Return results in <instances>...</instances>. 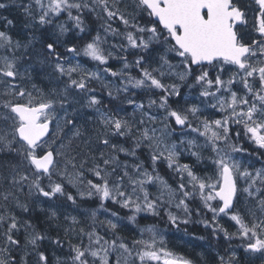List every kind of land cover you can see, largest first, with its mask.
Returning a JSON list of instances; mask_svg holds the SVG:
<instances>
[{
	"label": "snow or ice",
	"instance_id": "6c2138e0",
	"mask_svg": "<svg viewBox=\"0 0 264 264\" xmlns=\"http://www.w3.org/2000/svg\"><path fill=\"white\" fill-rule=\"evenodd\" d=\"M10 8L0 264H49L45 241L67 246L53 264H197L141 213L185 236L202 224L210 248L222 235L218 264H264V0H0Z\"/></svg>",
	"mask_w": 264,
	"mask_h": 264
},
{
	"label": "trees",
	"instance_id": "16d2710c",
	"mask_svg": "<svg viewBox=\"0 0 264 264\" xmlns=\"http://www.w3.org/2000/svg\"><path fill=\"white\" fill-rule=\"evenodd\" d=\"M0 16H8V18L14 19L17 26H19V21L21 18L18 16V14L14 8H10L8 10H0ZM129 58L132 59L133 57L130 56ZM116 64L117 63L112 62L110 64V66L114 67ZM88 66L93 67L92 64H89ZM184 92H186L185 89H184ZM160 172L163 175H165V177H167V169L164 165H160ZM108 204L111 207V202H108ZM124 214L125 213H123V212L121 213V215H124ZM43 219H44L43 215H40L39 220L43 221ZM198 219H200V218L194 216V220H198ZM138 220H139V224L141 226L146 225V224H156L157 226L161 227V229L165 233L166 240L168 241L167 246L175 252L182 253L186 256H189L190 258L194 257L197 260V264H200L201 257L198 255L200 253L204 254L203 259L207 261V264H218L217 252L219 251L220 254H223V249L228 246L223 241L222 235H221V238L218 242L214 241V243L219 244V247L218 248L217 247L210 248L208 246V242H207V237L209 236V233L205 230V228L202 224H196V223L189 224L187 226L188 236H185L184 232H183V229H184L183 225H181V231L176 233L175 230L171 229L164 221H160L159 218L151 217L148 214H144V215L140 214L138 216ZM221 223L225 227H228L229 231H235L234 227H230L231 222L227 221V219L221 220ZM169 233H174V234H169ZM122 234L125 236H129V237H131L133 235L132 232H128V231H125ZM54 235H55V233H53V236ZM193 236H195V237L204 236V237H206V239L204 241H199V240L193 241L192 243L187 242ZM52 247L54 248V250L51 251L50 248H52ZM42 249L43 250L47 249L46 252H52L53 254L54 253H57L59 255L65 254V256L67 254V252H66L67 246L66 245L63 248V250L56 249L51 244L47 245V247L45 245L42 246ZM48 249H50V250H48ZM48 258H49V264H53L51 259H56V255H52V257H48ZM255 264H260V261L256 260Z\"/></svg>",
	"mask_w": 264,
	"mask_h": 264
},
{
	"label": "rangeland",
	"instance_id": "374dc122",
	"mask_svg": "<svg viewBox=\"0 0 264 264\" xmlns=\"http://www.w3.org/2000/svg\"><path fill=\"white\" fill-rule=\"evenodd\" d=\"M185 93H187L189 90L188 89H186L185 88ZM131 111V109H129V112ZM161 175H163L162 173H161ZM167 178V177H166ZM171 182V181H170ZM150 191L153 193V195L155 196V195H158V192H157V188L155 187V186H153L152 188H150ZM142 215H144L145 213H141ZM200 218V217H199ZM147 225V224H146ZM142 226H144V225H142ZM159 227V226H158ZM160 229H161V227H159ZM162 230V229H161ZM163 231V230H162ZM163 233H164V231H163ZM165 234V233H164ZM165 238H166V236H165ZM56 255H58V256H60V257H64L65 256V254H62V255H59V254H56ZM57 257V256H56ZM114 259V258H113ZM51 261L52 262H54L55 261V259H51ZM34 262L35 261H33V264H34Z\"/></svg>",
	"mask_w": 264,
	"mask_h": 264
},
{
	"label": "flooded vegetation",
	"instance_id": "af4514ba",
	"mask_svg": "<svg viewBox=\"0 0 264 264\" xmlns=\"http://www.w3.org/2000/svg\"><path fill=\"white\" fill-rule=\"evenodd\" d=\"M50 243L48 242V241H45L44 242V244H43V246L45 245L46 247H47V245H49ZM47 250V249H46ZM48 250H50V249H48ZM67 251V250H66ZM46 254H47V256L48 257H52V255H56V253H52V252H46ZM35 259H36V257L35 256H31V257H29V263L31 262V264H32V262L33 261H35Z\"/></svg>",
	"mask_w": 264,
	"mask_h": 264
},
{
	"label": "bare ground",
	"instance_id": "6f19581e",
	"mask_svg": "<svg viewBox=\"0 0 264 264\" xmlns=\"http://www.w3.org/2000/svg\"><path fill=\"white\" fill-rule=\"evenodd\" d=\"M50 249H51V251H52V250H54V248H53V247H52V248H50ZM42 250H43V249H42ZM56 254H57V253H56ZM56 256H58V255H56ZM62 256H63V255H62ZM32 264H33V262H32Z\"/></svg>",
	"mask_w": 264,
	"mask_h": 264
}]
</instances>
